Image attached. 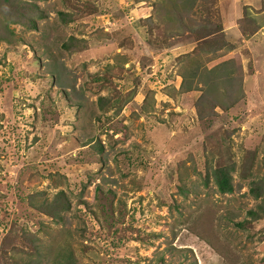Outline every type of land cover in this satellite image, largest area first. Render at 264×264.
<instances>
[{
  "label": "rangeland",
  "instance_id": "obj_1",
  "mask_svg": "<svg viewBox=\"0 0 264 264\" xmlns=\"http://www.w3.org/2000/svg\"><path fill=\"white\" fill-rule=\"evenodd\" d=\"M38 3L0 40V264H264V0Z\"/></svg>",
  "mask_w": 264,
  "mask_h": 264
},
{
  "label": "trees",
  "instance_id": "obj_2",
  "mask_svg": "<svg viewBox=\"0 0 264 264\" xmlns=\"http://www.w3.org/2000/svg\"><path fill=\"white\" fill-rule=\"evenodd\" d=\"M39 0H34L33 2L21 5L19 0H0V40H4L7 42H13L15 41V29L10 27V23L13 21L15 22H21L25 27L31 30H35L38 28V20L45 18L47 16L46 12L44 9L39 5L38 3ZM60 18L62 21L66 22V15L64 12L60 11ZM6 17H9L6 19ZM208 24H211V22H208ZM207 26H205V29ZM217 30H213L212 32L214 33ZM176 32V31H175ZM173 32V33H175ZM207 33L205 36L201 38H205L207 36H211L213 33ZM216 33V32H215ZM200 38V39H201ZM212 45L215 44V40H211ZM219 42V41H218ZM210 43V42H207ZM234 44L233 42H231ZM206 44V43H205ZM63 47L64 49H69L71 50V47L74 46L75 49L74 51H82L88 48H91V42L88 41L85 38L79 39L74 36H71L70 40L63 42ZM219 50V49H217ZM216 50V51H217ZM215 52V51H213ZM189 54V53H188ZM187 55V54H186ZM64 63H57L56 65L58 66V69H63L65 66H63ZM220 64V65H219ZM215 67V71H218L220 74H222V77H220L221 81L224 83H233L234 82H240L239 84V91H243V82L242 79L237 75L234 74V63L232 61L226 60L222 63H219ZM208 70V69H207ZM222 71H226L224 74ZM198 73V72H197ZM208 73L215 75V78L219 77L218 74L213 73V71H209ZM204 85L206 86V82H203ZM210 83L207 82V85ZM62 87V86H61ZM205 92L208 89L205 88ZM244 95V94H243ZM234 99L232 103H235L236 99L235 97L232 98ZM106 96H100L98 98L99 105L101 107L104 106V104L107 102ZM235 169V166H219L216 168H213L212 174H213V179L215 181V184L217 186V190L221 193H231L234 191V183H233V176H232V171ZM249 192L254 195L256 198H262L263 200L261 203L257 205L256 208L249 209L248 214L252 216L253 218H262L264 216V176L257 175L254 178H252L249 183ZM63 191L61 192V194ZM61 206H59L58 209H67L68 206L67 204L61 202ZM40 211V207L38 208ZM48 211V209H46ZM57 210L52 209V212H49L53 216L57 214ZM243 225V223H241ZM39 264V263H37ZM63 264H75V262L71 259H67Z\"/></svg>",
  "mask_w": 264,
  "mask_h": 264
},
{
  "label": "crops",
  "instance_id": "obj_3",
  "mask_svg": "<svg viewBox=\"0 0 264 264\" xmlns=\"http://www.w3.org/2000/svg\"><path fill=\"white\" fill-rule=\"evenodd\" d=\"M252 1L256 2V0H252ZM262 29H264V28H262ZM262 29L260 31L256 32L255 34H253L252 37H255L256 35H259L258 33H260L262 31ZM262 40L263 41H261V42H264V39L263 38H262Z\"/></svg>",
  "mask_w": 264,
  "mask_h": 264
}]
</instances>
